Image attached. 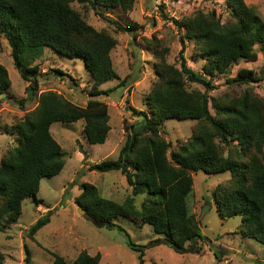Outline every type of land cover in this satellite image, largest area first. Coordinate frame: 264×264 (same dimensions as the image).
Segmentation results:
<instances>
[{
  "label": "trees",
  "instance_id": "obj_1",
  "mask_svg": "<svg viewBox=\"0 0 264 264\" xmlns=\"http://www.w3.org/2000/svg\"><path fill=\"white\" fill-rule=\"evenodd\" d=\"M223 1L229 16L225 24L216 18L215 10L197 11L173 21L181 45L179 67L167 62V47L154 38L157 82L145 98L150 116L132 109V114L142 119L140 124L131 126L133 131L127 135L116 160L102 161L91 168L98 173H120L131 187L132 196L118 204L102 198L93 185L84 182L81 194L74 199L97 226H113V220L120 217L133 223L139 220L172 249L182 252L193 247L197 252L194 246L201 239L199 225L187 206L193 191V175L229 173L228 186L219 185L213 192L217 216L222 220L240 217L238 234L264 245V100L250 86L256 75L251 70L239 69L235 78L227 80L245 86L238 96H209L216 77L241 62H256L259 53L264 57V19L244 0ZM74 2L89 5L102 19L108 10L119 8L126 13L134 4V0H0V37L7 41L13 66L27 83V99L37 96L36 107L9 126L16 144L0 160L2 229L18 221L26 199L36 200L40 179L54 177L63 169V152L50 133L51 125L83 121L89 144H104L110 131L109 114L107 105L99 98L125 85L123 80L113 89L99 88L118 80L110 57L117 41L108 32L88 25L71 6ZM113 25L120 33H133L137 28L135 24ZM132 39H136L135 34ZM186 43L192 45L196 59L204 62L201 73L187 66L183 58ZM45 48L69 59H82L91 84L84 107L55 91L40 89L42 71L34 62ZM51 72L65 76L57 69ZM186 81L203 86L204 91L186 90ZM10 84L8 72L0 64V95L9 90ZM169 120L197 122L189 141L179 144L175 151L162 135L163 124ZM124 129L128 133V128ZM233 143L239 148L238 154L230 148ZM223 147L229 149L226 157ZM138 195H145L140 210L134 205ZM48 222V218L38 220L29 235ZM127 245L138 251L130 241ZM25 254L24 264H30V254L27 250ZM3 260L0 251V264ZM99 261V254L83 252L70 263L53 255L50 264ZM139 264H143L142 255Z\"/></svg>",
  "mask_w": 264,
  "mask_h": 264
},
{
  "label": "rangeland",
  "instance_id": "obj_2",
  "mask_svg": "<svg viewBox=\"0 0 264 264\" xmlns=\"http://www.w3.org/2000/svg\"><path fill=\"white\" fill-rule=\"evenodd\" d=\"M244 2L254 7L264 19V0ZM71 6L88 25L97 31L108 32L117 41L110 57L118 80H111L99 88L113 89L123 80L125 85L109 96L99 98L107 105L109 114L110 131L104 144H89L83 132V121L54 122L51 125L50 133L63 152V169L54 177L40 179L36 200L26 199L18 221L8 229L0 228L2 264H24L26 250L30 254V264H50L53 255L70 263L83 252L91 256L99 254L98 264H139L140 255L143 264H264V245L238 234L240 217L222 220L217 216L213 192L219 185L228 186L229 173L210 176L198 172L193 175V191L187 199V206L199 225L201 239L194 246L197 252L192 246L182 252L172 249L139 220L133 223L120 217L113 220V226H97L74 203V199L81 194L84 182L93 185L102 198L118 204L132 196L131 187L120 173H98L91 168L102 161L116 160L127 135L133 131L131 126L140 124L142 119L134 116L132 109L150 116L145 98L157 82L155 64L158 58L153 47L156 45L152 43L154 38L167 47V62L179 67L181 45L179 30L173 21L190 17L197 11L209 13L215 10L216 18L225 24L229 16L224 1L134 0L130 11L124 13L119 8L108 10L103 19L95 15L89 5L74 2ZM113 22L122 27L135 24L137 28L133 33H120ZM134 34L135 40L132 39ZM9 53L7 41L0 37V64L7 70L11 83L9 90L0 95V160L16 144V136L9 126L17 123L26 111H32L37 104V96L27 99L24 91L27 83L15 70ZM183 58L194 72H202L204 62L196 59L189 43H186ZM256 60L241 62L225 75L216 77L209 96L217 97L222 93L230 98L238 96L245 86L231 84L227 80L235 78L239 69H246L254 72L257 78L250 84L252 91L264 100V57L259 53ZM34 63L42 71L39 76L41 90L55 91L80 107L86 105L91 84L82 59H69L45 48ZM56 69L65 76L51 72ZM203 89L199 84L186 81L188 91L203 92ZM19 100H24L26 104H20ZM211 113L214 114L212 110ZM196 126L194 121L169 120L163 124L162 135L170 143L171 150L175 151L179 144L189 141ZM235 144H231L230 148L238 154L240 151ZM222 151L223 157H226L229 149L223 147ZM144 200L145 195L135 197L134 205L138 210ZM43 218H48L49 222L30 236L32 226ZM129 241L137 246L138 251L127 245ZM213 247L219 249L215 253L218 257Z\"/></svg>",
  "mask_w": 264,
  "mask_h": 264
},
{
  "label": "water",
  "instance_id": "obj_3",
  "mask_svg": "<svg viewBox=\"0 0 264 264\" xmlns=\"http://www.w3.org/2000/svg\"><path fill=\"white\" fill-rule=\"evenodd\" d=\"M80 210H82L81 208H80ZM83 211V210H82ZM213 252L214 253H218L219 252V249L218 248H215V247H213Z\"/></svg>",
  "mask_w": 264,
  "mask_h": 264
},
{
  "label": "built area",
  "instance_id": "obj_4",
  "mask_svg": "<svg viewBox=\"0 0 264 264\" xmlns=\"http://www.w3.org/2000/svg\"><path fill=\"white\" fill-rule=\"evenodd\" d=\"M197 1H199V0H197Z\"/></svg>",
  "mask_w": 264,
  "mask_h": 264
}]
</instances>
